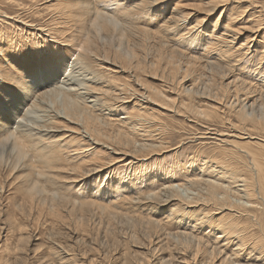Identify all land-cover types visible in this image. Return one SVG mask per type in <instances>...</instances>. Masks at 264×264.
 I'll use <instances>...</instances> for the list:
<instances>
[{
  "label": "rangeland",
  "instance_id": "1",
  "mask_svg": "<svg viewBox=\"0 0 264 264\" xmlns=\"http://www.w3.org/2000/svg\"><path fill=\"white\" fill-rule=\"evenodd\" d=\"M263 127L264 0H0V264H264Z\"/></svg>",
  "mask_w": 264,
  "mask_h": 264
},
{
  "label": "bare ground",
  "instance_id": "2",
  "mask_svg": "<svg viewBox=\"0 0 264 264\" xmlns=\"http://www.w3.org/2000/svg\"><path fill=\"white\" fill-rule=\"evenodd\" d=\"M96 20H98V19H96ZM100 21V20H99ZM94 22H98V21H95L94 20ZM105 23H107V22H105ZM93 24H95V23H93ZM111 24V23H110ZM92 25V24H91ZM96 25V24H95ZM100 26V25H99ZM95 27H97V25L95 26ZM97 29V28H96ZM100 30V29H99ZM97 31H98V29H97ZM19 103V102H18ZM246 114H244V116H245ZM32 116V115H31ZM246 117V116H245ZM29 120V119H28ZM259 123V122H258ZM257 125V124H256ZM260 125V124H259ZM259 125H258V127H259ZM24 126V125H23ZM264 128V127H263ZM20 137H22L24 140L26 139H28L27 137H25L24 138V136H22V135H20ZM28 142V141H27ZM28 146V145H27ZM55 154V153H54ZM255 156V155H254ZM256 156H258V155H256ZM234 157V156H233ZM259 157H261V156H259ZM45 158V157H44ZM253 158V157H252ZM261 160H263V159H261ZM252 161H253V164H252V166H254V170H255V174H256V176H257V184H258V186H259V188H260V190H258V191H260V192H262L263 193V195H264V163H262V161H260L259 160V158H254V159H252ZM264 162V161H263ZM226 164V163H225ZM44 167H45V165H44ZM253 170V169H252ZM236 172V171H235ZM223 187V186H222ZM220 188V187H219ZM34 189V188H33ZM30 191V190H29ZM262 193H260L261 195H262ZM264 202V201H263ZM232 222V221H231ZM230 224V223H229ZM232 227H234L235 228V225L234 226H232ZM232 229V228H231Z\"/></svg>",
  "mask_w": 264,
  "mask_h": 264
}]
</instances>
